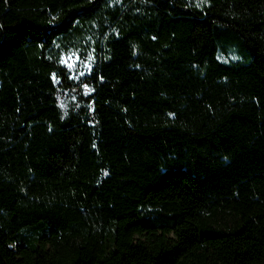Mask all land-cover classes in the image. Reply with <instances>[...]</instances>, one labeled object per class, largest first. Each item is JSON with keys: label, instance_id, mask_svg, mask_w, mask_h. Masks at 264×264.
<instances>
[{"label": "trees", "instance_id": "1", "mask_svg": "<svg viewBox=\"0 0 264 264\" xmlns=\"http://www.w3.org/2000/svg\"><path fill=\"white\" fill-rule=\"evenodd\" d=\"M0 264H264V0H0Z\"/></svg>", "mask_w": 264, "mask_h": 264}, {"label": "rangeland", "instance_id": "2", "mask_svg": "<svg viewBox=\"0 0 264 264\" xmlns=\"http://www.w3.org/2000/svg\"><path fill=\"white\" fill-rule=\"evenodd\" d=\"M66 63L71 68L73 72V76L75 78L83 77L89 74L91 70V66L88 64H84L80 61L78 56H70L66 59Z\"/></svg>", "mask_w": 264, "mask_h": 264}]
</instances>
